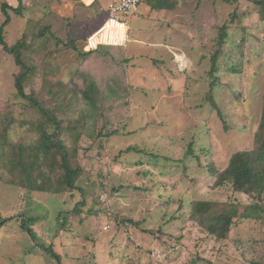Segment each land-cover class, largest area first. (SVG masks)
Masks as SVG:
<instances>
[{
  "label": "rangeland",
  "instance_id": "374dc122",
  "mask_svg": "<svg viewBox=\"0 0 264 264\" xmlns=\"http://www.w3.org/2000/svg\"><path fill=\"white\" fill-rule=\"evenodd\" d=\"M105 1L95 0L92 8L103 14ZM228 1L192 0L185 12L183 28L181 25L170 28L176 25L171 23L164 25L167 33L164 40L168 43L173 40L185 49L189 62L179 56L180 62L176 64L161 65L158 60L145 59L137 64L123 46L121 54L112 52L122 59L119 66H113L106 57L99 56L107 55L112 48L98 46L93 58L101 66L119 69L132 86L127 108L120 105L116 117L107 106L116 105L118 100L106 101L97 94L115 88L113 79L94 82L90 72L80 74L90 68H84V58L79 54L89 49L91 41H77V51L66 42L75 38L73 31L79 38H86L100 26V15L86 17L81 21L83 25L72 28L67 21L73 19L71 12L57 7L54 0H0V24L5 18L3 3L22 7L20 13L7 10L11 16L4 33L8 46L23 35L31 42L32 34L49 25L42 40L35 42L39 48L34 50L33 44L25 53L28 64L53 83V93L48 94L35 76L32 87L36 99L52 108L56 103L55 92L61 102L66 95L71 96L73 85L79 88L93 81L98 89L96 109L83 107L85 117L79 122L80 136L73 141L64 131L57 137L62 145L76 149L75 162L82 168L81 183L86 189L83 209L87 211L65 220L61 217L57 226L56 212L64 208L72 211L76 204L68 194H58L57 206L43 199L47 197L45 193L32 190L26 196V187L9 185L14 177L9 174L8 159H13L15 148L18 151L40 141L33 125L41 117L27 100L15 95L13 75L18 66L0 45V221L13 216L0 226V264H264V216L235 219L228 237L221 240L181 215L192 200L251 202L228 184L216 187L208 169L211 163L224 168L233 152L253 144L264 99V21H259L258 8L252 0ZM66 6L72 11L89 10L83 2L67 0ZM78 18L74 17L76 21ZM138 19L142 17L133 18L129 25ZM222 24L229 25L222 50L226 53L234 50L232 62L241 64L242 75L218 72L213 87L216 102L212 104L208 99L210 63L208 54L207 58L205 55L217 49ZM181 28L180 35L174 36ZM132 36V32L128 34V38ZM219 58L226 62V54ZM123 59H127L126 64ZM23 85L25 93H30L29 82L24 80ZM67 99L69 113L63 111V115L76 122L80 115L71 108L80 110L82 106L73 97ZM71 102L74 103L69 107ZM97 109L108 116L99 117ZM147 111L149 115L145 114ZM10 113L13 120L6 127V142L2 138L7 125L3 118L10 117ZM112 129L117 134L107 136ZM48 131H53L50 126ZM4 143L7 147L1 154ZM129 146L143 152H126ZM49 163L40 162L45 175ZM42 203L50 206L44 207ZM23 214L38 217L41 225L48 226L46 238L41 242L45 243L49 235L51 239L58 230L61 241L66 237L74 241L73 248L63 246L60 251L73 254L76 259H63L59 255L56 260L38 248L17 224L25 218Z\"/></svg>",
  "mask_w": 264,
  "mask_h": 264
},
{
  "label": "trees",
  "instance_id": "16d2710c",
  "mask_svg": "<svg viewBox=\"0 0 264 264\" xmlns=\"http://www.w3.org/2000/svg\"><path fill=\"white\" fill-rule=\"evenodd\" d=\"M20 1V0H19ZM173 0H145L144 3L148 2L151 4L153 8H160L163 4H170L169 2ZM184 1V0H183ZM219 1V0H215ZM224 3L229 2L228 0H222ZM234 1V0H233ZM259 12V21H264V0H252ZM171 6V5H169ZM8 8L14 12L20 13L21 6L18 7H10L6 3L1 5V10L5 16L3 22L0 24V45L2 49L11 54L13 56L15 64L18 66V71L13 75V84L16 89L15 95L19 96L25 100H27L33 111H36L40 115V119L38 123L34 122V127L39 133L40 141L36 143V141L32 142V145L28 148H19L18 151L15 148L13 153V159H8V170L11 171L9 174L14 177L13 181L9 182V185L15 184L16 186L26 187L25 195L27 196L32 190L35 192L45 193L47 197H43L48 203H54L59 206V202H57L58 194H68L69 197L76 203L72 211L69 209H60L56 212L55 220L57 221L62 217L67 218L71 215H75L78 213L85 214L84 202L86 201L85 197V187L81 183V172L82 168L79 165V162H75V152L76 149L67 148L61 142H58L57 137L60 132H68L69 136L72 137L73 141H75L78 136H80L82 128L79 125V122L82 121L84 116L83 107L88 105L89 109H96V105L98 102L99 94L102 98L107 100H118L117 104L111 103L109 107L107 106L110 114H114L118 117V111L121 109L120 105H124L125 108L129 103V95H131V87L129 86V82L127 80L126 75L123 76L122 73H119V69H111L107 66L103 65L96 58H93V52L98 48V46H105L110 49L107 51V55L104 53L99 56H104L108 59L110 64L113 66H119L120 61L122 59H117L112 52L115 51L116 54H121L123 51L124 45H110L99 43L96 45L94 49H89L87 51H82L79 55L84 58V68L86 66H90V68L84 69L80 74H90L94 77L95 80H109L113 79V84L116 86L115 88L110 89V91L105 90L103 93H98L97 87H95V83L93 81L85 82L83 87H79L73 85L70 87L71 96L66 95L61 102H59L56 98V92L54 93V101H56L55 105L50 107H45L41 101L35 98V89L32 87L34 84V77L38 76L41 85L46 87L45 92L48 94L53 93L51 81L41 77L38 74L39 71H36L31 65L28 64L25 59L27 56L25 55L27 49H31L32 45L34 46V50L39 48V44H35L38 40H42V36L44 33L49 31V25L43 26L38 33L32 34L29 38L31 42H29L27 36H22L20 39L15 41L12 45H7L4 33L5 27L10 23L11 16L8 14ZM65 20V18H63ZM70 27L74 28L78 25L79 21L75 19H67ZM228 24H222L219 28L218 34V43L217 49L213 52H207L209 58V72L210 76V92L208 95V99L212 104L216 101L214 100L213 95V87L215 86V82L218 80L216 74L220 71H225L228 74L242 75L241 64L239 62H232V52L231 50L227 53L222 50V46L226 44L227 38V30ZM233 26V25H232ZM70 33V32H69ZM73 35H76L73 39H68L66 42L73 44L74 50L76 49V42L83 41L87 42L86 38H79L76 32L73 31ZM244 38V36H243ZM36 48V49H35ZM226 54V62L221 60L220 55ZM127 59H123V63H125ZM104 64V65H110ZM126 64V63H125ZM111 66V65H110ZM26 80L30 84V93H25L23 81ZM104 81V82H105ZM188 79H185V84H187ZM100 84V83H99ZM110 88V87H109ZM97 92V94H96ZM95 93V94H94ZM68 98L73 97L74 101L80 102L82 109L71 108L74 112L79 113L80 118L76 120V122L70 121L69 117L63 115V111L68 114ZM97 97V98H96ZM51 101V100H50ZM74 103V102H73ZM72 102L69 104V107L72 106ZM102 109L96 110V115L107 117L108 114L104 112H99ZM127 110V109H126ZM218 116L221 118V113L219 110ZM127 112V111H126ZM125 112V114H126ZM124 114V116H125ZM146 115H149V112H145ZM7 117V115L3 118L6 121L7 125L2 131V138L8 142L6 139V127L9 123L12 122L13 118L11 116ZM52 128V133L48 131V127ZM117 134L115 129L110 130L107 133V136H111ZM6 144V145H5ZM35 144V145H33ZM10 146L11 144L8 143ZM4 149H1V154L5 153V148L7 147V143L1 145ZM23 151V155L21 152ZM126 152L137 151L143 152L142 149L137 147H127L125 149ZM186 155V154H185ZM28 158V159H27ZM17 161V162H16ZM50 162L48 164V175L44 174V171L40 170L43 168V165L40 162ZM52 161V162H51ZM4 162V160H3ZM211 176L214 177V185L216 187H222L225 185H230L235 192H239L245 194L250 200V203L237 204L236 202H225V201H210V200H192L189 202L188 210H184L181 214L184 218L192 220L193 224H196L207 234L214 235L217 239L225 240L228 237V234L231 230V227L235 224V219L243 218V219H263L264 214V99L263 105L260 112V121L259 125L254 132V142L247 149H237L233 152L224 168H217L213 163H211L208 167ZM18 170V172H17ZM37 170V174L33 171ZM39 170V171H38ZM42 171V172H41ZM17 172V175L14 173ZM8 173V172H7ZM37 175V176H34ZM33 176L35 179H33ZM11 178V177H10ZM20 179L19 182L17 179ZM10 180V179H8ZM32 191V192H33ZM32 194V193H31ZM37 196V195H36ZM38 197V196H37ZM55 200V201H54ZM63 202V201H62ZM180 202V201H179ZM50 206V205H48ZM63 206H66V203L63 202ZM182 207V206H179ZM83 209V211L81 210ZM25 216V214H23ZM22 216V215H21ZM13 216L5 217L0 221V226H2L6 220H11ZM37 220V217H26L21 219V221L17 222L20 229L26 232L29 237L35 242V245L38 248H41L47 252H49L56 260L59 259L58 253L55 252L52 246H46L43 244L42 239L39 238L31 225L34 221ZM61 224L60 226H62ZM45 230H48V226L43 227ZM50 230V228H49ZM56 229H54L55 231ZM58 230V229H57ZM59 231V230H58ZM55 231V232H58Z\"/></svg>",
  "mask_w": 264,
  "mask_h": 264
},
{
  "label": "crops",
  "instance_id": "0c3cea01",
  "mask_svg": "<svg viewBox=\"0 0 264 264\" xmlns=\"http://www.w3.org/2000/svg\"><path fill=\"white\" fill-rule=\"evenodd\" d=\"M72 1L73 3L81 2L85 4L86 7L89 8V10H84L82 11L79 10H71L67 8V0H54L55 4L57 7L62 8L65 11L71 12L72 17L77 15V20L79 21L78 25H83L81 21H85V18L88 17H94L95 13L99 14L97 9L92 8L93 3L95 0H69ZM109 0H106L104 3V8L106 11L103 14L100 15V26L95 29L92 33L87 35L86 39L90 37L91 41V46L95 47L98 42H102L104 44H112V45H119V42H122L123 40H126L127 43L124 45L126 46V51L129 55V57L133 58L136 60L137 64L142 60L145 59L148 62L151 61H156L158 60L159 63L162 65L164 62H172L173 64H176L180 62L178 60V57L181 56L182 59H184L186 62H189V56L187 55V51L185 49H182L176 45L175 42L168 43L164 40L165 35L167 34L166 31H164L163 27L164 25H167L169 23L171 24H176V25H171L169 26L170 28L174 26H178L183 24L184 20L186 19L185 12L187 10V7L190 5L192 0H173L170 1L168 5L163 4L162 7L156 9L151 6L148 2L142 4L139 9H138V14L136 17L139 16L142 17V19H138L134 21V24H130L128 27L127 34L125 33L126 29L124 26H119L117 29L114 30V36H111L108 33H103L101 36L100 33L93 35L98 29H100L106 22L107 20V3ZM203 1V0H200ZM188 2V5H187ZM71 4V2H70ZM171 5V6H169ZM98 8H101L100 6ZM76 20V19H75ZM134 25L135 28L134 29ZM157 25H161L160 28L157 27ZM184 26H182L183 28ZM181 29L177 32L176 35H180ZM157 31V32H156ZM133 36L131 38H128V34L131 33ZM169 34V32H168ZM93 35V36H92ZM135 35V36H134ZM170 35V34H169ZM127 38V39H126ZM154 56V57H153ZM153 57V59H152ZM158 58V59H155ZM189 60V61H188ZM179 66V64H178ZM142 68L141 66H139ZM42 206H48L45 203L41 204ZM38 217L37 220L34 221V223L31 225V227L34 225V232L36 235L44 239L46 238V234L48 233L47 230H45L44 224L38 222ZM36 224V225H35ZM61 231L55 232L52 234V238L49 239V236L47 237L45 243L46 246L50 245L53 247L56 253L58 255H61L63 259H68V257H74L73 254H63L60 250H62V247H69L73 248L74 247V241H70L68 237H66L65 241H61L60 238L58 237V233ZM41 234V236H39ZM34 242V241H33ZM42 251L41 249H38ZM69 251V250H68ZM35 253V252H34Z\"/></svg>",
  "mask_w": 264,
  "mask_h": 264
},
{
  "label": "built area",
  "instance_id": "2783aa9c",
  "mask_svg": "<svg viewBox=\"0 0 264 264\" xmlns=\"http://www.w3.org/2000/svg\"><path fill=\"white\" fill-rule=\"evenodd\" d=\"M144 1L145 0H109L107 3V20L93 35L100 33L102 36L103 33H108L114 36V30L119 26H124L126 29L125 33L127 34L130 21L135 17L139 7L144 4ZM88 41H90V37ZM99 43L102 42H98L97 44ZM92 48L94 47L90 46V49Z\"/></svg>",
  "mask_w": 264,
  "mask_h": 264
},
{
  "label": "clouds",
  "instance_id": "9594fccd",
  "mask_svg": "<svg viewBox=\"0 0 264 264\" xmlns=\"http://www.w3.org/2000/svg\"><path fill=\"white\" fill-rule=\"evenodd\" d=\"M87 40H88V39H87ZM125 42H126V40H123V42H121V43L119 42V45H125V44H124ZM95 47H96V46H95ZM95 47H94V48H95ZM94 48H92V49H94ZM89 49H90V47H89ZM89 49H87V50H89Z\"/></svg>",
  "mask_w": 264,
  "mask_h": 264
},
{
  "label": "flooded vegetation",
  "instance_id": "af4514ba",
  "mask_svg": "<svg viewBox=\"0 0 264 264\" xmlns=\"http://www.w3.org/2000/svg\"><path fill=\"white\" fill-rule=\"evenodd\" d=\"M83 2V1H82Z\"/></svg>",
  "mask_w": 264,
  "mask_h": 264
}]
</instances>
